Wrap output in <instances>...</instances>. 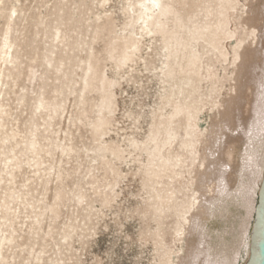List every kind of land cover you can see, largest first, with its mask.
I'll return each instance as SVG.
<instances>
[{"label":"rangeland","instance_id":"obj_1","mask_svg":"<svg viewBox=\"0 0 264 264\" xmlns=\"http://www.w3.org/2000/svg\"><path fill=\"white\" fill-rule=\"evenodd\" d=\"M134 2L0 0V249L8 264H150L163 234L172 246V218L146 205L153 185L162 188L149 156L161 83L139 61L118 68ZM152 58L158 68L162 57ZM106 148L130 154L103 160ZM230 211L207 221L214 246L220 234L234 243L244 213Z\"/></svg>","mask_w":264,"mask_h":264},{"label":"bare ground","instance_id":"obj_2","mask_svg":"<svg viewBox=\"0 0 264 264\" xmlns=\"http://www.w3.org/2000/svg\"><path fill=\"white\" fill-rule=\"evenodd\" d=\"M193 2L187 9L188 0H135L121 28L129 51L122 52L118 68L139 61L155 70L162 89L149 152L162 188L153 185L146 205L167 212L175 229L172 246L162 243L164 234L156 242L150 264H198L201 258L200 264H244L264 171V0ZM151 40L160 41L152 49L163 59L158 68L152 52H145ZM91 58L89 53L83 62L79 94L88 88ZM109 85L113 97L115 83ZM2 116L0 107V127ZM129 154L106 148L100 156L120 162ZM236 205L244 215L234 243H221L227 238L217 234L214 246L207 221L228 217ZM6 263L0 249V264Z\"/></svg>","mask_w":264,"mask_h":264},{"label":"water","instance_id":"obj_3","mask_svg":"<svg viewBox=\"0 0 264 264\" xmlns=\"http://www.w3.org/2000/svg\"><path fill=\"white\" fill-rule=\"evenodd\" d=\"M244 264H264V171L250 232L249 257Z\"/></svg>","mask_w":264,"mask_h":264},{"label":"snow or ice","instance_id":"obj_4","mask_svg":"<svg viewBox=\"0 0 264 264\" xmlns=\"http://www.w3.org/2000/svg\"><path fill=\"white\" fill-rule=\"evenodd\" d=\"M158 6V5H157Z\"/></svg>","mask_w":264,"mask_h":264}]
</instances>
